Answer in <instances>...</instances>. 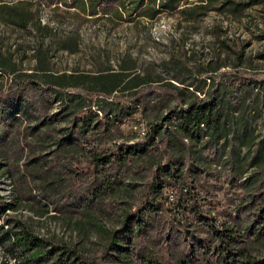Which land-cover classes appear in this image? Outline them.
Wrapping results in <instances>:
<instances>
[{"label": "trees", "instance_id": "trees-1", "mask_svg": "<svg viewBox=\"0 0 264 264\" xmlns=\"http://www.w3.org/2000/svg\"><path fill=\"white\" fill-rule=\"evenodd\" d=\"M89 1L92 14L151 19L165 11L186 19L212 10L238 14L264 4ZM0 6L23 27L33 21L51 31L32 9ZM4 39L0 34V182L10 176L15 192L8 199L0 191V245L16 264L89 263L78 242L41 235L9 209L41 216L54 209L55 217L86 229L119 198L126 204L120 225L106 235L116 264H264V127L257 123L264 121V77L245 72L248 41L221 40L234 57L232 73L221 70L227 62L190 64L186 47H178L161 62L191 78L177 83L140 71L129 54L95 70L55 68L57 52L80 50L77 32L15 49ZM28 48L36 59L31 68L22 65ZM137 114L147 132L127 136L123 124L138 121ZM137 191L143 197L136 205Z\"/></svg>", "mask_w": 264, "mask_h": 264}, {"label": "rangeland", "instance_id": "rangeland-1", "mask_svg": "<svg viewBox=\"0 0 264 264\" xmlns=\"http://www.w3.org/2000/svg\"><path fill=\"white\" fill-rule=\"evenodd\" d=\"M4 1L32 9L36 17L51 29L40 31L33 21L23 27L6 17L8 13L3 12L0 6V34L4 36L3 44L7 48L15 49L17 43L30 45L38 38L55 44L57 39L65 38L72 32L80 35L81 48L78 52L62 50L56 53L54 66L57 69L95 70L96 65L107 60L116 66L122 55L129 54L136 58L140 71L152 73L155 77L161 75L179 83L178 78L186 81L191 78L186 74L165 71L161 66V62L169 59L173 50L184 45L190 64L208 60L227 62L229 64L221 70L232 73L235 71L234 57L222 47L221 40L224 37H241L248 41L245 72L264 77V59L259 57V53L264 52V4L252 5L238 14L212 10L200 18L186 19L179 11H165L151 19L127 13L121 18L117 14L106 15L101 9L97 14H92L89 0H57L56 3L48 0H0V5ZM28 51L30 56L22 65L31 68L36 59L31 55L30 48ZM157 83L153 82L151 86L160 89L161 85ZM136 117L138 121L130 119L123 124L127 136L137 133L141 137V127L147 129L146 119L139 114ZM257 123L264 127L263 120L259 119ZM0 191L8 199L14 197L15 186L10 176L2 178ZM137 193L132 198L136 205L143 197L140 191ZM124 205L125 201L119 198L116 204L110 203L106 209L98 210L95 219L98 224L86 223V229L75 228L73 223H68L63 217H55L57 212L54 209L44 216L29 208L17 213L10 210L8 213L16 214L37 233L53 240L65 239L73 244L78 242L82 256L89 264H116L115 257L110 253L112 250L106 245V235L120 225ZM77 216L85 218L84 215ZM0 263H17L14 255L2 245Z\"/></svg>", "mask_w": 264, "mask_h": 264}, {"label": "built area", "instance_id": "built-area-1", "mask_svg": "<svg viewBox=\"0 0 264 264\" xmlns=\"http://www.w3.org/2000/svg\"><path fill=\"white\" fill-rule=\"evenodd\" d=\"M140 131L142 133V136H144L146 134V132H147V129L142 126L141 129H140ZM8 211H10V209Z\"/></svg>", "mask_w": 264, "mask_h": 264}]
</instances>
